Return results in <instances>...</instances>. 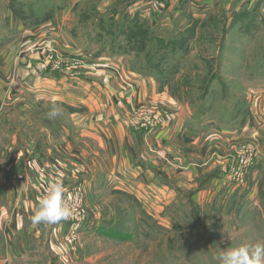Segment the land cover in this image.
Here are the masks:
<instances>
[{"label": "rangeland", "instance_id": "374dc122", "mask_svg": "<svg viewBox=\"0 0 264 264\" xmlns=\"http://www.w3.org/2000/svg\"><path fill=\"white\" fill-rule=\"evenodd\" d=\"M63 1L46 0L47 3L41 2L42 5L33 4L30 21L38 12H44L45 6L53 4L56 8L54 17L33 27L22 23V35L12 40L17 41L13 48L1 55L4 64L15 65L20 60L36 74L66 71L89 76L97 82H110V86L116 79L120 81L119 87L132 92L131 64L125 68L108 60L107 55L116 56L114 51H106L97 43L95 36L99 32L93 27L100 25L104 42L119 37L127 43L125 34L138 37L128 46L131 54L138 56L137 63L149 66L153 61L150 67L154 71L168 72L165 79L157 76L152 98H135L133 101L134 96L127 100L123 95L119 99L121 118L129 131L154 134L169 125L163 131L166 135L174 133L168 114H175L184 103L200 112L210 110L211 120L219 113L237 114L238 123L241 126L247 124V128L242 131V138L224 141L223 145V141L212 136L219 142V149L211 147L208 150L206 146L202 157L198 156L194 145L185 142H173L167 147L155 137L139 139L142 154L153 167L155 185L158 186L161 179L180 191L167 196L141 193L142 185L138 184L136 193L122 194L113 189L118 185L115 179L98 182V170H105L107 175L111 167L103 152L100 153L102 161L91 162L97 172L89 164H77L67 167V171L62 169L61 174L59 171L54 173L56 163L68 166L70 161L64 160V155L47 154L51 139L56 137L52 124L58 123L75 132L73 120L78 118H72L70 112L55 106L60 114L49 119L46 114L53 105L34 103L26 97L14 100L9 93L10 86L3 82L1 89L7 90L3 103L8 108L0 106V171L6 170L7 166L11 169V161L18 162L22 172L17 175V181L26 183L22 186L24 191L34 193V196V175H44V179L39 178L42 182H47L49 175L57 177L63 187L79 186L86 210V227L72 241L67 240V226L62 221L34 225L31 218H27L30 236L24 246L37 247L41 264H219L217 257L221 251L264 242V168L253 171V176L249 174L258 151L264 149V126L253 123L256 113L264 111V0H238L236 3L223 0L219 6L224 15L206 18L198 27L196 19L194 23L188 17L187 10L182 14L168 13L161 19L149 18L162 13L159 12L161 6L158 8L154 3L145 5L147 10L143 18L140 11H136L133 18L106 15L111 13L109 10L114 13L131 4L142 5V0H79L76 6L62 13L58 6L69 3ZM160 1L165 10L166 1ZM11 3L0 0V23L8 25L4 28L1 24L0 41L14 35L6 33V29L10 31L17 27L12 15L7 21L3 19L8 6L13 7ZM27 8L25 12L30 14ZM177 8L176 5L173 10ZM235 8L233 15L228 16ZM16 11L20 16L21 11ZM170 22L173 28H169ZM136 29L139 31L134 35ZM176 29L185 31L177 33ZM141 30L145 36L140 38ZM166 59L169 60L165 62ZM177 59H183V62H177ZM3 63L0 61V71ZM176 65L179 69L185 67V72L171 75ZM147 120L151 126H145ZM75 147V157H79L77 152L82 154V149L88 150L81 143ZM246 147L255 154L253 163L236 180L232 167L239 150ZM172 149L182 152L183 158L171 157L169 151ZM39 154L41 159H38ZM91 180L95 194L87 184ZM46 184L37 188L42 193L40 197L37 195L38 203L49 190L50 183ZM198 192L200 195L196 194ZM1 206L0 233L3 223L14 221L12 210ZM61 224L65 230L59 228ZM0 257H4L2 247Z\"/></svg>", "mask_w": 264, "mask_h": 264}, {"label": "crops", "instance_id": "0c3cea01", "mask_svg": "<svg viewBox=\"0 0 264 264\" xmlns=\"http://www.w3.org/2000/svg\"><path fill=\"white\" fill-rule=\"evenodd\" d=\"M9 1L14 5L11 3L13 7H9L10 5L8 6L9 11L6 10L3 19L7 21L9 16L12 15L16 18L17 27L10 31L6 29V33H13L14 35H12L11 38H6V40L1 39L0 56L5 55L4 52L13 48L12 46H14L17 41L12 40L18 38L21 34V30L24 31V28L21 27L22 23L26 27L37 26L40 23L51 20V18L54 17V9H56L54 4L45 6V11L43 12L42 10L38 12V14L34 15L35 19L30 21L33 18V4L42 5L41 2L47 3L46 0H28L26 3H24L23 0H8V2ZM52 1L58 2V0ZM65 1H67V3L69 2L68 5L58 6V9L61 8L63 10L62 13L76 6L79 0H64L63 2L65 3ZM142 1H144L142 5H140V3H138V6L131 4L130 6L132 8L128 6L125 9H118L114 13L112 10H109L108 12L111 13L103 14L112 18H119L121 15L133 18V14L136 11H140V16L143 18L147 10L145 9V5L147 4L149 6V3H154L158 8L161 6L159 12L162 13L155 15V17L149 16V18L155 20L157 18L161 19L168 13L172 14L173 12H177L178 14H182L187 10V13L189 12L188 17L193 19L194 23L196 19V27L201 25L206 18L212 19L216 16L224 15L220 13L219 6L220 2L223 0H164L167 3L165 5V10L160 0ZM234 1L236 3L238 0ZM260 1L263 0H258V2ZM28 3L31 4L29 5ZM6 5L7 2L5 3V6ZM176 5L178 8L173 10ZM26 7H28L27 10L30 9V14L25 12ZM133 7L135 8L133 9ZM16 9L21 11L19 18L15 16L14 10ZM236 10L235 8L233 12H230V15L228 13V16H232ZM1 24L2 21L0 23V28H3L2 25L4 28L8 26ZM98 26L99 28H97V26L93 27L99 32L98 35L95 36L97 43L100 44V48L106 51H114V55L116 56L111 57L107 55L108 60L125 68L131 64L130 68L133 71L131 76L133 77H130L131 80H129V82L133 86L132 92H128L122 89V87H119L120 81L118 82L116 79L111 81V85L114 86V88L108 85L110 82H97L89 76L78 73L72 74L61 71L36 74L31 71L33 68L30 69L28 64H24L23 61L20 60L19 63L15 65L9 64L8 62L4 64L5 61L3 63L1 56L0 61L3 63V66L0 71V106L2 105L4 109L8 108L7 104L3 103L4 95L7 90H5L6 88L1 89L4 84L3 82H6V84L8 83V87L10 86L9 93L14 96V100L18 97H26L34 103H46L60 107L68 113L70 112L72 118L74 116L78 118L73 120L75 132L68 131L69 128L62 127L58 123L52 124V130L54 134H56V137L51 139L52 142L47 154L52 152L55 155H64L63 159L70 161V163L68 162V166L66 163H56L53 167L54 173L59 171L61 174L62 169L64 170V168H66L65 171H67L69 167H75L74 165L77 164L81 166L89 164L92 170L97 172V170L95 171L97 167H93L91 162L102 161L100 153L103 152L104 157L109 158L108 165L111 167L107 175L104 174L105 170H98L99 183L100 179L105 182H108L107 178L111 181L115 179V183H118V185L113 189L128 195L133 192L136 193L138 184L142 185L141 193H163L165 196L177 194L179 193L178 191H180L177 186L161 181V179L159 181L160 184L158 186L155 185L153 182V167L145 160L144 154H142V142H139V139H143L146 136H149L151 139L155 137L154 139L162 140L159 143H164L167 147L173 142H185L194 145L198 156L202 157V151L205 153L207 150L206 146H208V150H210L211 147L216 150L219 149V142L213 137H217L223 141L221 142L222 145L224 141H235L236 139L242 138L243 134L241 133L246 130L247 124L241 126L236 119L237 114L235 116V114H228L227 112L219 113L211 120L208 114L210 110L204 109L203 112H200L196 108H191L188 103H184L181 109L178 108L175 110L176 115L172 113L168 114L171 118L170 125L175 129L174 133L166 135L165 131H163L166 130L169 125L154 134L145 135L129 131L126 127V122H123L121 118L123 113L121 112L122 107L118 106L119 99H121L123 95L126 96L127 100L134 96L133 101H135V98L138 100L140 98H152L155 93V87L157 86L155 82L157 76H161L165 79L168 72H160L159 70L157 73L152 67L147 66L145 63L140 62L138 64V56L135 53L131 54V52H124L126 43L122 42L119 37L113 38V41L110 42H100V25ZM173 27V23L170 22L169 28ZM176 30L177 33L185 31ZM199 31L200 30L196 31V33H199ZM6 36L8 35L4 37ZM63 44L65 45L66 43ZM140 60L143 61L141 58ZM168 60L169 59H166L164 61L167 62ZM177 62H183V59H177ZM3 69H5V71H3ZM184 70L185 67L179 69L176 65L175 71L170 73L171 75H178L182 71L185 72ZM253 120V123H256L255 125L260 127L264 126V111L257 112ZM57 133H59V135H57ZM78 143L88 147V150H86V148L82 149V154L77 152L79 157H75L73 153ZM169 153L172 154L171 157H176L175 159L183 158L182 152L177 149H172ZM38 156V159H41L40 154ZM10 163H12L13 166L11 169L7 166L6 170L0 171V204L2 205L1 207H7L9 211L10 209L12 210L14 221L2 224L0 247H2L4 257L2 258L3 260L0 257V264H41L37 256L38 250H35L37 247L24 246V243H26L30 236L28 235L30 225L27 218H31L39 206L38 196L40 197L42 193L37 188L43 187L46 183H50L48 185V187H50V185L58 179L55 176L48 175L46 176L47 182H42L39 178L44 179V175L39 174L37 177L34 175V179H36L35 185L33 184L35 190H33L35 192L34 196V193L32 194L31 192L24 191V187L22 186L26 183L17 181V175H20L22 172L20 164L15 161H11ZM254 165L249 171L251 176L254 174L253 171H261L264 168V149L258 151ZM64 174L66 175L67 173L64 172ZM156 174L158 173L156 172ZM93 177L94 176H91L90 178ZM159 178L161 177L159 176ZM94 179L95 178H93V181ZM93 181L91 180L87 184L90 191L95 194L92 190L94 183L93 185L91 184ZM247 189L249 188L247 187ZM200 193L201 192H198L196 194L200 195ZM25 220L28 221V226L24 225ZM59 228L65 230L62 224Z\"/></svg>", "mask_w": 264, "mask_h": 264}, {"label": "clouds", "instance_id": "9594fccd", "mask_svg": "<svg viewBox=\"0 0 264 264\" xmlns=\"http://www.w3.org/2000/svg\"><path fill=\"white\" fill-rule=\"evenodd\" d=\"M60 114L59 109L53 108L46 114L53 119ZM64 187L61 182H53L46 195L39 202V206L31 217L34 225L41 223L55 224L71 216V210L64 203ZM219 264H264V242L242 244L234 248L221 251L217 257Z\"/></svg>", "mask_w": 264, "mask_h": 264}, {"label": "built area", "instance_id": "2783aa9c", "mask_svg": "<svg viewBox=\"0 0 264 264\" xmlns=\"http://www.w3.org/2000/svg\"><path fill=\"white\" fill-rule=\"evenodd\" d=\"M151 126L150 122L147 120L145 126ZM251 148H241L238 152L236 163L232 168H235V178L239 180L246 169L252 165L253 155ZM64 203L71 210V216L62 222L67 226L68 235L67 240H74L81 230L86 227V210L82 202V190L79 186L64 187Z\"/></svg>", "mask_w": 264, "mask_h": 264}, {"label": "trees", "instance_id": "16d2710c", "mask_svg": "<svg viewBox=\"0 0 264 264\" xmlns=\"http://www.w3.org/2000/svg\"><path fill=\"white\" fill-rule=\"evenodd\" d=\"M14 12L18 15V13H17V11L16 10H14ZM18 18H19V15L17 16ZM101 29V28H100ZM139 31V29H136V30H133V34L134 35H137V32ZM101 34V33H100ZM109 33H106L105 35H108ZM145 33H144V31L143 30H141V32L139 33V37L141 38V37H143V36H145L144 35ZM109 36V35H108ZM104 38H105V36L104 35H100V42H102V41H104ZM125 38H126V42L128 43H126V45H125V48H124V52H130V50H129V48H128V46H129V43L132 41V40H136V39H138V37H133V36H130V35H127L126 36V34H125ZM113 41V40H112ZM137 43V42H136ZM182 43L183 42H181L180 44L182 45ZM143 45V44H142ZM141 45V46H142ZM130 46H131V43H130ZM126 49H128L127 51H126ZM140 52L142 51V49L141 50H139ZM176 51H178V49L176 50ZM175 51V52H176ZM152 63H153V61H150L149 62V66H152Z\"/></svg>", "mask_w": 264, "mask_h": 264}]
</instances>
